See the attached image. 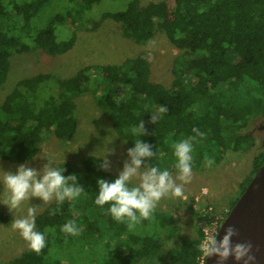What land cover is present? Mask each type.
I'll use <instances>...</instances> for the list:
<instances>
[{
	"label": "trees",
	"instance_id": "1",
	"mask_svg": "<svg viewBox=\"0 0 264 264\" xmlns=\"http://www.w3.org/2000/svg\"><path fill=\"white\" fill-rule=\"evenodd\" d=\"M102 1L0 0V85L14 54L36 48L63 54L75 42L66 30L68 24L95 29L106 19L120 22L123 31L137 40L147 39L150 31L166 34L181 51L173 61L171 85L150 80L148 61L141 54L107 66L100 77L87 66L66 78L43 72L21 78L0 103L1 159L30 161L46 132L70 139L78 125L73 100L89 88L100 95L99 103L123 139L132 146L138 139L153 145L156 155L147 162L149 166L176 170L173 145L194 136L193 128L206 134L194 142V165L254 145V135L245 129L264 118V0H171L145 5L140 0H117L124 6L96 14ZM160 105L169 112L156 125L149 123ZM140 120L149 135L131 133ZM100 164L94 156L86 157L80 167L60 164L57 168H65V176L75 174L85 192L62 204L53 200L36 215V230L46 237L40 253L30 249L0 264H64L55 257L56 250L68 264L73 259L77 264H145L150 259L159 264H198L204 237L198 226L195 238L159 253L155 231L130 232L126 223L108 213L109 205L95 204L97 180L116 178L100 170ZM263 164L264 150L255 156L252 177L241 185L229 209ZM190 210L195 217L196 211ZM68 221H75L79 235L61 231ZM168 224L166 237L172 238L179 227L171 218ZM46 228L54 231L45 232ZM100 243L113 249L100 256Z\"/></svg>",
	"mask_w": 264,
	"mask_h": 264
},
{
	"label": "rangeland",
	"instance_id": "2",
	"mask_svg": "<svg viewBox=\"0 0 264 264\" xmlns=\"http://www.w3.org/2000/svg\"><path fill=\"white\" fill-rule=\"evenodd\" d=\"M111 1L115 3L112 4ZM153 1L171 0H140V3L145 5ZM118 4L123 3L117 0H103L94 12L99 14L109 7L117 8ZM68 25L66 30L68 34L72 33L75 36V42L67 52L52 55L41 48H36L29 52L14 54L10 58L7 77L0 85V103L21 78L42 72L66 78L87 66L91 68L94 75L100 77L104 75V69L107 66L119 64L126 58L140 54L148 61L150 80L166 87L171 85L173 61L181 51L163 31H150L147 39L137 40L123 31L120 22L112 19L104 20L95 29L88 24L73 28L72 24ZM153 41L154 44L151 43ZM98 96L100 95H96L89 88L75 97L74 117L78 124L76 133L66 140L58 139L51 132L44 133L37 155L24 163L37 170L48 162L47 159H50L52 166L56 168L62 163L80 167L82 161L88 156H94L102 163L101 158L104 156L105 149L114 147L115 155L108 157L111 168L106 173L117 177L123 168L124 161L128 159L127 149L133 146L117 133L110 116L105 113L103 106L99 103ZM263 125L264 118H257L245 129L255 138L251 148L222 153L211 169L206 163L193 164L192 181L184 186L185 198L161 200L154 218L137 224L130 232L143 234L145 231L147 233L155 231L160 240L159 253L177 248L183 240L195 238V225L204 229L207 235H218L222 221L227 216L230 201L239 195L241 185L252 177L254 158L264 150V130L261 129ZM24 163H13L0 158V201H3L7 195L2 184L3 171L15 173L18 166ZM170 172L175 176L177 169ZM136 183L138 181L134 180L133 184ZM29 204L42 206L37 214L48 205H42V201L38 198H32ZM29 204L25 202L14 213L9 212L7 206L0 204V262H7L24 251L30 250L27 242L12 228L13 219L25 216ZM190 207L196 211L195 217ZM170 218L179 230L172 238H167ZM112 249L113 245L105 247V244L100 243L97 251L100 256H103ZM61 255L56 250L55 257L61 258L64 264H68ZM150 260H146L145 264H159L157 259ZM73 262L71 264L78 263L74 259Z\"/></svg>",
	"mask_w": 264,
	"mask_h": 264
},
{
	"label": "clouds",
	"instance_id": "3",
	"mask_svg": "<svg viewBox=\"0 0 264 264\" xmlns=\"http://www.w3.org/2000/svg\"><path fill=\"white\" fill-rule=\"evenodd\" d=\"M168 112V107L160 105L151 113L149 123L156 125L161 116ZM130 131L140 137L150 134L143 120H140L139 124L133 126ZM192 132L194 136L173 145L177 169L175 176L167 168L162 170L157 166H149L147 162L156 155L153 145L142 139L136 140L134 146L127 149L128 159L124 161L118 176L111 182L104 179L97 180L99 190L95 204L100 207L109 205L107 211L112 218L119 223H126L129 231H132L142 220L154 218L161 200L185 198L184 186L190 184L193 178L194 142L197 137L202 140L206 135L198 128H193ZM112 155H115V148H106L101 158L102 163L99 165L100 170H110L111 162L108 157ZM47 161L40 170L28 166L27 163L20 164L15 173L2 170L4 172L2 184L7 195L0 204L7 206L9 212L14 213L25 202L29 204L32 198L41 200L42 205L49 204L53 200L62 204L65 200H76L85 192L83 186L78 184L75 174L65 176L63 174L65 168L61 170L53 167L51 160L47 159ZM205 163L211 169L215 160L206 158ZM134 180L138 183L133 184ZM40 207L42 206L29 204L27 214L12 221L13 230L17 231L27 242L28 247L36 253H40L46 246L45 233L36 230V215ZM50 231L54 229H45V232ZM61 231L69 235H79L75 221L65 223ZM238 235L237 230L230 225L224 229V235L220 239L217 238L219 234L207 235L199 244V251L206 259L216 256V264H225L230 257L236 262L252 264L256 259L252 254L253 245L233 243V237Z\"/></svg>",
	"mask_w": 264,
	"mask_h": 264
},
{
	"label": "water",
	"instance_id": "4",
	"mask_svg": "<svg viewBox=\"0 0 264 264\" xmlns=\"http://www.w3.org/2000/svg\"><path fill=\"white\" fill-rule=\"evenodd\" d=\"M230 225L239 233L233 237V243H251L252 254L256 258L252 264H264V164L222 222L218 239ZM216 261L217 257L212 256L205 264H216ZM225 264H243V261L236 262L230 257Z\"/></svg>",
	"mask_w": 264,
	"mask_h": 264
},
{
	"label": "built area",
	"instance_id": "5",
	"mask_svg": "<svg viewBox=\"0 0 264 264\" xmlns=\"http://www.w3.org/2000/svg\"><path fill=\"white\" fill-rule=\"evenodd\" d=\"M229 211H230V209L228 210V213H229ZM228 213H227V215H228ZM224 221V220H223ZM222 221V222H223ZM221 225V224H220ZM202 231H203V234H204V237H203V240L206 238V236L205 235H207V232L204 230V229H201ZM202 240V241H203ZM206 258L205 257H203V255L201 256V258L199 259V263L198 264H205L206 263Z\"/></svg>",
	"mask_w": 264,
	"mask_h": 264
},
{
	"label": "flooded vegetation",
	"instance_id": "6",
	"mask_svg": "<svg viewBox=\"0 0 264 264\" xmlns=\"http://www.w3.org/2000/svg\"><path fill=\"white\" fill-rule=\"evenodd\" d=\"M261 129H263V130H264V125H263V126H261Z\"/></svg>",
	"mask_w": 264,
	"mask_h": 264
}]
</instances>
